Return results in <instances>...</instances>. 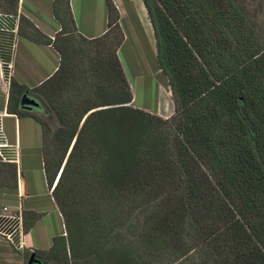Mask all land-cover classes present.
I'll use <instances>...</instances> for the list:
<instances>
[{"label": "trees", "instance_id": "16d2710c", "mask_svg": "<svg viewBox=\"0 0 264 264\" xmlns=\"http://www.w3.org/2000/svg\"><path fill=\"white\" fill-rule=\"evenodd\" d=\"M140 1L173 102L166 119L131 105L112 0L106 32L91 40L77 32L69 0L52 3L53 39L19 16L18 34L51 46L59 66L31 89L11 78L6 112L39 125L46 185L66 231L48 251L21 256L264 264V23L246 0ZM17 2L0 0L1 11L16 15ZM1 166L15 179L14 167Z\"/></svg>", "mask_w": 264, "mask_h": 264}, {"label": "crops", "instance_id": "0c3cea01", "mask_svg": "<svg viewBox=\"0 0 264 264\" xmlns=\"http://www.w3.org/2000/svg\"><path fill=\"white\" fill-rule=\"evenodd\" d=\"M53 1L28 0L25 6V0H18L16 15L0 11V162L15 168V187H6L3 178L0 183V264H25L21 256L24 249L46 252L55 237L66 236L63 218L46 185L40 127L32 119L17 118L6 112L11 78L31 89L48 79L59 66V56L51 46L33 44L18 34V19L22 15L53 39L60 30L52 15ZM112 1L124 36L117 52L123 69L120 54L130 36L135 33L140 39L149 38L153 46L154 38L140 0ZM69 7L81 36L91 40L106 32L105 0H69ZM155 111L146 112L159 116ZM2 168L6 167H0L1 176ZM50 219L54 220V229L47 221ZM24 225L31 227L25 232ZM7 235L11 236L10 240Z\"/></svg>", "mask_w": 264, "mask_h": 264}, {"label": "rangeland", "instance_id": "374dc122", "mask_svg": "<svg viewBox=\"0 0 264 264\" xmlns=\"http://www.w3.org/2000/svg\"><path fill=\"white\" fill-rule=\"evenodd\" d=\"M28 0H25V6L27 5ZM247 5L249 6L252 13L255 11L258 12V17L262 23H264V0H246ZM2 8L0 7V11ZM139 35V34H138ZM134 33V36L131 37L128 43L124 46L120 57L125 75L129 81L131 93L133 96L134 107L140 110L145 111H155L156 105V114L161 118L166 119L172 116L174 107L171 99L169 87H167V79L160 72L157 73L158 65L156 62V57L154 53V46L151 42V39L139 38ZM153 41V40H152ZM156 71V79L150 78V74L153 71ZM143 72H146L149 77L145 80H138L137 76H140ZM133 106V104H131ZM56 126L52 127V132L55 131ZM3 176L0 173V183L1 181L6 180V183L14 184V178L12 177V171L9 168H2ZM3 178V179H2ZM78 209L81 210L80 207ZM49 224L52 225L51 228L54 229L53 225L54 220H47ZM69 239V238H66ZM95 251L91 250L90 255L84 257V261L87 260L89 263L91 259L95 256L93 254ZM98 254L102 251H97ZM86 258V259H85ZM24 263L27 262V259L23 258Z\"/></svg>", "mask_w": 264, "mask_h": 264}, {"label": "bare ground", "instance_id": "6f19581e", "mask_svg": "<svg viewBox=\"0 0 264 264\" xmlns=\"http://www.w3.org/2000/svg\"><path fill=\"white\" fill-rule=\"evenodd\" d=\"M157 71V70H156ZM156 71L154 70L151 74H150V78H155L156 77ZM159 72V71H158ZM147 76L149 77V75L146 72H143L142 74H140V76H137V79L140 80H144L143 85L146 84L145 80L147 79ZM156 79V78H155Z\"/></svg>", "mask_w": 264, "mask_h": 264}, {"label": "water", "instance_id": "95a60500", "mask_svg": "<svg viewBox=\"0 0 264 264\" xmlns=\"http://www.w3.org/2000/svg\"><path fill=\"white\" fill-rule=\"evenodd\" d=\"M69 151H70V150H69ZM69 151H68V153H69ZM68 153H67V156H68ZM67 156L65 157V160H64V162H63V164H62V167H63V165H64V163H65V161H66ZM62 167H61V169H62ZM61 169H60V171H61ZM57 178H58V176H57ZM57 178H56V180H55V183H56V181H57ZM55 183H54V185H55ZM31 261H32V257H30L28 263L30 264Z\"/></svg>", "mask_w": 264, "mask_h": 264}, {"label": "built area", "instance_id": "2783aa9c", "mask_svg": "<svg viewBox=\"0 0 264 264\" xmlns=\"http://www.w3.org/2000/svg\"><path fill=\"white\" fill-rule=\"evenodd\" d=\"M2 147V145L0 144V148ZM9 240H10V238H11V236L10 235H7L6 236Z\"/></svg>", "mask_w": 264, "mask_h": 264}]
</instances>
